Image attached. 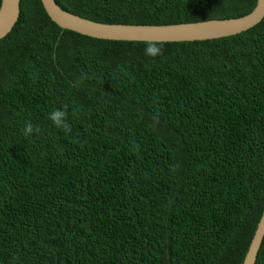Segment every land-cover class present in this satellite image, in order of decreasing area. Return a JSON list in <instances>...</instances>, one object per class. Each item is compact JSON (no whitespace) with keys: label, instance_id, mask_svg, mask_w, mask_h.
<instances>
[{"label":"trees","instance_id":"trees-1","mask_svg":"<svg viewBox=\"0 0 264 264\" xmlns=\"http://www.w3.org/2000/svg\"><path fill=\"white\" fill-rule=\"evenodd\" d=\"M56 3L175 25L241 18L257 0ZM158 44L151 57L145 42L64 30L21 0L0 40V264H243L264 212V19Z\"/></svg>","mask_w":264,"mask_h":264},{"label":"water","instance_id":"water-1","mask_svg":"<svg viewBox=\"0 0 264 264\" xmlns=\"http://www.w3.org/2000/svg\"><path fill=\"white\" fill-rule=\"evenodd\" d=\"M43 8L58 27L80 35L108 41L181 43L226 38L243 33L264 19V0L241 18L210 20L175 25L106 24L86 19L62 9L56 0H41ZM21 14V0H1L0 40L14 29ZM264 241V212L243 264H256Z\"/></svg>","mask_w":264,"mask_h":264},{"label":"clouds","instance_id":"clouds-1","mask_svg":"<svg viewBox=\"0 0 264 264\" xmlns=\"http://www.w3.org/2000/svg\"><path fill=\"white\" fill-rule=\"evenodd\" d=\"M145 44V55L156 57L162 54V47L159 46L158 42L146 41ZM67 115L68 113L66 110L55 109L49 113L48 118L57 128L62 129L66 133H70L72 129L71 125L67 122ZM39 131V126L33 125L31 121L25 122V127L23 129L25 136H30L34 132L39 133Z\"/></svg>","mask_w":264,"mask_h":264},{"label":"bare ground","instance_id":"bare-ground-1","mask_svg":"<svg viewBox=\"0 0 264 264\" xmlns=\"http://www.w3.org/2000/svg\"><path fill=\"white\" fill-rule=\"evenodd\" d=\"M13 31V30H12Z\"/></svg>","mask_w":264,"mask_h":264}]
</instances>
